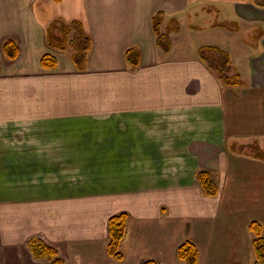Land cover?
<instances>
[{
	"label": "crops",
	"instance_id": "0c3cea01",
	"mask_svg": "<svg viewBox=\"0 0 264 264\" xmlns=\"http://www.w3.org/2000/svg\"><path fill=\"white\" fill-rule=\"evenodd\" d=\"M157 14L168 53L155 44ZM73 21L91 42L82 66L46 43L52 23ZM6 38L15 60L2 53ZM204 46L228 54L240 85L218 80L198 57ZM248 145L264 150L255 0H0V250L38 238L66 264H184L176 251L190 241L198 264H252L264 160ZM200 170L215 196L203 195ZM122 212L118 262L107 255L108 220Z\"/></svg>",
	"mask_w": 264,
	"mask_h": 264
},
{
	"label": "trees",
	"instance_id": "16d2710c",
	"mask_svg": "<svg viewBox=\"0 0 264 264\" xmlns=\"http://www.w3.org/2000/svg\"><path fill=\"white\" fill-rule=\"evenodd\" d=\"M60 3L61 0H53ZM255 4L264 7V0H255ZM160 14L152 17V29L155 35V44L164 52L168 53L170 48V40L167 34L160 32L161 20L158 18ZM54 22L46 31V43L49 48L64 51L70 49L73 62L82 66L85 61L86 54L91 48L90 38L85 34L81 24L77 21L71 22L70 26H61L57 28ZM56 29H59L56 32ZM73 33L70 36V32ZM70 36V38H69ZM2 53L8 60H15L18 57L19 49L16 42L11 38H6L2 42ZM126 61L132 66L138 65V54L134 50L125 52ZM199 59L205 63L208 69L214 72L216 77L225 86H238L241 81L239 76L230 75L231 64L228 54L219 48L204 46L198 50ZM40 64L42 68L53 70L56 66L55 59L50 55L41 58ZM255 157L264 160V150L255 154ZM197 183L204 196L213 197L217 194V187L213 182L211 173L200 170L196 174ZM128 215L124 212L113 215L108 220V241L107 255L114 261H122L123 254L120 251V244L125 235ZM253 234L252 249L255 257V264H264V236L262 234L261 225L258 222H252L248 227ZM31 253L36 259H47L49 264H66L64 259L59 256L56 248L47 245L38 238H33L27 243ZM177 258L184 264H198L199 251L197 246L190 242H182L176 251ZM261 262V263H260ZM142 264H157L154 260H145Z\"/></svg>",
	"mask_w": 264,
	"mask_h": 264
},
{
	"label": "rangeland",
	"instance_id": "374dc122",
	"mask_svg": "<svg viewBox=\"0 0 264 264\" xmlns=\"http://www.w3.org/2000/svg\"><path fill=\"white\" fill-rule=\"evenodd\" d=\"M62 24L63 23H59V24L57 23V25H56L57 28H60L63 25L64 26H70L71 23L70 24H63V25ZM58 30L59 29H56V32ZM72 33H73V31L70 32V36ZM70 36H69V38H70ZM244 149H246L247 152H250L252 154H258L259 151L262 150V149H258L256 147V145L244 146ZM212 179H213V182L218 189V186H217L213 176H212ZM253 222H255V221H253ZM252 252H253V249H252ZM59 256H60V254H59ZM0 264H49V261L45 258L36 259L33 256V254L31 253L29 247L24 246V247H20V248H15L13 250H6V251L0 250ZM252 264H255V257H253V256H252Z\"/></svg>",
	"mask_w": 264,
	"mask_h": 264
}]
</instances>
